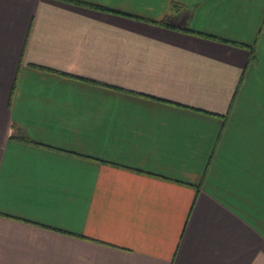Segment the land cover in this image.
Here are the masks:
<instances>
[{"label":"crops","instance_id":"crops-1","mask_svg":"<svg viewBox=\"0 0 264 264\" xmlns=\"http://www.w3.org/2000/svg\"><path fill=\"white\" fill-rule=\"evenodd\" d=\"M0 264H264V0H0Z\"/></svg>","mask_w":264,"mask_h":264},{"label":"trees","instance_id":"trees-1","mask_svg":"<svg viewBox=\"0 0 264 264\" xmlns=\"http://www.w3.org/2000/svg\"><path fill=\"white\" fill-rule=\"evenodd\" d=\"M96 8H99V9H101V10L105 9V8H103V7H98V6H97ZM171 8H172V9H176V5L172 4V5H171ZM21 138L27 140V137H25V136H21Z\"/></svg>","mask_w":264,"mask_h":264}]
</instances>
